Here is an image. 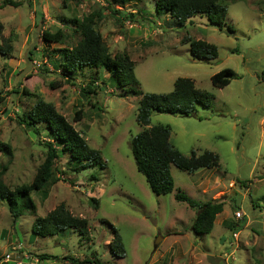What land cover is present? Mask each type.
Listing matches in <instances>:
<instances>
[{
    "label": "rangeland",
    "instance_id": "rangeland-1",
    "mask_svg": "<svg viewBox=\"0 0 264 264\" xmlns=\"http://www.w3.org/2000/svg\"><path fill=\"white\" fill-rule=\"evenodd\" d=\"M3 1L0 45L6 41L12 51L0 57V179L10 190L32 184L47 158L46 143L60 148L44 125L37 127V137L19 124L38 99L73 126L105 168L75 173L69 156L59 153L50 183L21 198L15 224L1 201L0 260L9 255L26 264H71L63 257L105 264H264V0H221L227 7L221 28L203 15L184 25L156 15V0H8L18 7H2ZM111 10L132 14L137 22ZM90 15L110 56L127 55L133 62L139 81L135 89L142 94L170 93L174 82L185 78L211 95V105H197L190 117L152 113L149 127L168 126L170 143L184 156L216 154L218 168L187 174L171 166L174 191L164 196L150 192L130 149L131 139L144 130L136 122L140 97L118 89L105 69H83L74 78L76 85L63 83V50L81 40L78 26ZM58 30L60 43L41 39L44 31ZM186 38L215 45L217 58H193L183 44ZM223 69L233 72L230 84L214 88L210 78ZM79 110L80 121L74 122ZM179 189L200 204L224 202L209 235L191 231L196 209L174 199ZM59 204L86 220L87 234L71 229L35 238L34 222ZM112 228L124 245L123 258L110 252ZM41 255L56 258L41 261Z\"/></svg>",
    "mask_w": 264,
    "mask_h": 264
},
{
    "label": "trees",
    "instance_id": "trees-1",
    "mask_svg": "<svg viewBox=\"0 0 264 264\" xmlns=\"http://www.w3.org/2000/svg\"><path fill=\"white\" fill-rule=\"evenodd\" d=\"M114 3L125 4L126 0H113ZM111 3L108 4L110 6ZM1 6L18 7L11 1H3ZM113 14L119 15L125 21L137 22L132 14H125L116 10H111ZM156 15L166 14L176 19L181 25L187 23L197 15H203L210 24L221 25L227 16V7L221 0H156L154 5ZM95 15L84 17L78 29L81 40L71 49H64L60 64L63 83L76 85L73 81L76 74L83 70L105 69L118 89L124 90L130 96L140 97L137 106L136 122L144 130L134 136L130 141V149L136 171L141 174L150 190L156 196L171 194L175 187L171 175V166L187 174H194L200 170H212L219 167V158L216 154L205 151L202 154L191 152L189 156L182 155L170 143V129L168 126L150 125L152 113H165L190 117L197 105L209 107L211 105V95L207 92L195 88L194 82L190 79L179 78L173 84V90L167 94H142L135 89L139 85L134 73V64L127 55L112 58L108 48L102 40L100 33L94 28ZM230 34L233 29L228 27ZM1 37V32H0ZM41 39L45 43H60L63 39L62 31L50 33L44 31ZM0 45V57L9 56L12 51L10 45ZM183 44L189 45V51L193 58L197 60H214L217 58V48L215 45L203 41H191L184 39ZM233 72L223 69L211 78V85L221 89L230 84ZM90 82L91 86H95ZM55 87L54 85H51ZM61 83L56 85L60 87ZM24 92V91H23ZM84 95L89 92L81 90ZM25 93V92H24ZM87 98V96H86ZM88 99V98H87ZM2 98H0V102ZM81 111H77L73 119L80 121ZM19 124L26 130L32 131L37 137L40 136L38 126L44 125L48 131L49 139L54 142L59 149H55L51 142L46 143L47 158L40 166L32 184L21 186L10 190L0 179V202L7 204L12 224H15L21 216L20 200L22 197L29 199L32 192L43 190L51 181L50 169L58 154H67L69 160L75 164L72 170L75 173L88 168H105L100 154L88 147L86 141L75 131L63 116L58 114L54 107L42 99H38L32 106L29 114L19 120ZM91 180L96 181V177L91 175ZM174 199L179 203H185L191 209H196L195 219L191 231L196 236L209 235L213 228L216 217L223 212L224 202L221 199L211 200L200 204L180 189L176 191ZM32 204V202L29 200ZM94 203L96 201L93 200ZM34 209V206L32 207ZM77 229L81 236L87 234V223L85 219L72 216L63 204H59L45 217L38 218L32 225V235L36 237H54L60 233ZM114 237L109 244L110 252L118 258L125 257L124 245L116 230L113 229ZM56 257L41 255L39 260L55 259ZM71 264H105L93 258L92 260L78 261L70 257H63Z\"/></svg>",
    "mask_w": 264,
    "mask_h": 264
},
{
    "label": "built area",
    "instance_id": "built-area-1",
    "mask_svg": "<svg viewBox=\"0 0 264 264\" xmlns=\"http://www.w3.org/2000/svg\"><path fill=\"white\" fill-rule=\"evenodd\" d=\"M235 215L238 218L241 217V213L240 212H237ZM233 236L236 237L235 233L233 234ZM0 264H26V263L11 261L10 256L6 255L3 259L0 260Z\"/></svg>",
    "mask_w": 264,
    "mask_h": 264
},
{
    "label": "crops",
    "instance_id": "crops-1",
    "mask_svg": "<svg viewBox=\"0 0 264 264\" xmlns=\"http://www.w3.org/2000/svg\"><path fill=\"white\" fill-rule=\"evenodd\" d=\"M262 214V213H261ZM264 214V213H263ZM257 217V216H256Z\"/></svg>",
    "mask_w": 264,
    "mask_h": 264
}]
</instances>
